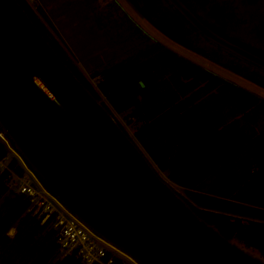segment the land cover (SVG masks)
I'll return each mask as SVG.
<instances>
[{
	"label": "water",
	"instance_id": "water-1",
	"mask_svg": "<svg viewBox=\"0 0 264 264\" xmlns=\"http://www.w3.org/2000/svg\"><path fill=\"white\" fill-rule=\"evenodd\" d=\"M167 1L204 37L264 70L263 59ZM0 132L86 227L139 264H264L190 209L15 0H0Z\"/></svg>",
	"mask_w": 264,
	"mask_h": 264
},
{
	"label": "trees",
	"instance_id": "trees-1",
	"mask_svg": "<svg viewBox=\"0 0 264 264\" xmlns=\"http://www.w3.org/2000/svg\"><path fill=\"white\" fill-rule=\"evenodd\" d=\"M74 77L131 137L190 209L224 238L264 256V98L156 41L90 73L108 106L50 32L43 11L15 0ZM114 118V116L112 115ZM115 119V118H114ZM20 172L0 141V159ZM0 171V264H81L60 255L48 223L27 211ZM14 228L11 236L6 231Z\"/></svg>",
	"mask_w": 264,
	"mask_h": 264
},
{
	"label": "flooded vegetation",
	"instance_id": "flooded-vegetation-1",
	"mask_svg": "<svg viewBox=\"0 0 264 264\" xmlns=\"http://www.w3.org/2000/svg\"><path fill=\"white\" fill-rule=\"evenodd\" d=\"M124 1L171 45L236 73L264 90V70L204 37L171 1ZM174 1L218 37L264 60V0Z\"/></svg>",
	"mask_w": 264,
	"mask_h": 264
},
{
	"label": "rangeland",
	"instance_id": "rangeland-1",
	"mask_svg": "<svg viewBox=\"0 0 264 264\" xmlns=\"http://www.w3.org/2000/svg\"><path fill=\"white\" fill-rule=\"evenodd\" d=\"M37 1L42 5V7H44V0ZM64 3L67 5V9H69L70 12L76 10L77 8L86 9L87 13H89L87 18V22L89 24L87 31L89 32L88 34H99L105 44L104 51H98V53L91 56L85 63L80 62V65L83 66V68H86L85 66L90 63L97 65L96 67L99 71L105 66L115 64L134 54V52L142 47L144 43L156 41L178 55L192 60L193 62L206 69L214 71L224 78L233 80L235 83L246 87L250 91H253L264 98V90L251 84L240 75H236V73L233 74L228 70L223 69V67L215 65L211 61L171 45L168 40L156 34L151 27L143 22L124 0H64ZM30 7L32 10L35 8L32 7V5ZM92 9H94V11H91ZM81 31H83V29H80V32ZM96 48H98V45L94 44V50ZM210 59L213 60V58ZM82 75L90 84L92 89L97 92L99 100L103 101L108 106V104L104 101V97L96 88V80L90 77V72H83ZM109 109L115 120L119 122L127 135L131 137V130L123 123L121 114H116L110 107ZM151 166L156 171L155 167L153 165ZM156 172L174 191L182 195L181 191L175 185L169 183L164 173L159 171ZM6 235L11 236L7 234V231Z\"/></svg>",
	"mask_w": 264,
	"mask_h": 264
},
{
	"label": "built area",
	"instance_id": "built-area-1",
	"mask_svg": "<svg viewBox=\"0 0 264 264\" xmlns=\"http://www.w3.org/2000/svg\"><path fill=\"white\" fill-rule=\"evenodd\" d=\"M24 1L32 7L37 4V0ZM0 141L8 153L17 160L20 172L16 173L7 168L6 157L0 159V171L7 170L11 189L27 199V211L30 215L38 219L40 224L50 225L60 255H71L81 264H139L123 250L108 243L86 227L48 189L1 132ZM13 232V227L7 230L9 235Z\"/></svg>",
	"mask_w": 264,
	"mask_h": 264
},
{
	"label": "crops",
	"instance_id": "crops-1",
	"mask_svg": "<svg viewBox=\"0 0 264 264\" xmlns=\"http://www.w3.org/2000/svg\"><path fill=\"white\" fill-rule=\"evenodd\" d=\"M44 4V7H42L37 1L36 6L43 11L47 23L50 25V32L65 50L76 68L82 74L83 72L96 71L97 65L89 63L85 66L86 68L80 65V62H87L91 56L105 49V44L99 34L89 35V32H87L89 28L87 22L89 13H87V10L77 8L70 12L64 0H44ZM91 11H94V9ZM80 29H83V31L80 32ZM94 44L98 45L95 50Z\"/></svg>",
	"mask_w": 264,
	"mask_h": 264
}]
</instances>
